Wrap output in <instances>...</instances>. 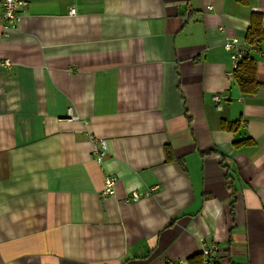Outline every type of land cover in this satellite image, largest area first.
<instances>
[{"label": "crops", "instance_id": "1", "mask_svg": "<svg viewBox=\"0 0 264 264\" xmlns=\"http://www.w3.org/2000/svg\"><path fill=\"white\" fill-rule=\"evenodd\" d=\"M25 1L0 19V264H189L210 243L264 264V41L245 42L264 0Z\"/></svg>", "mask_w": 264, "mask_h": 264}, {"label": "built area", "instance_id": "2", "mask_svg": "<svg viewBox=\"0 0 264 264\" xmlns=\"http://www.w3.org/2000/svg\"><path fill=\"white\" fill-rule=\"evenodd\" d=\"M26 4L25 0H0V19L5 22L4 26L15 27L18 21V16L20 10L23 9L24 5ZM69 12L71 14L75 13L74 8H70ZM238 40L233 38L231 40H227L224 42L223 46L229 50L231 53V60H232V68L236 66L237 60L243 55V50L238 48ZM7 64V62H5ZM229 75H232V70L228 72ZM215 101V107H219V103L221 97L219 95L213 96ZM106 150V143L103 139L96 140L93 148H92V155L93 159L96 162H100L103 152ZM114 184H115V177L112 175H107L103 181V187L100 191V194L103 196L112 195L114 192ZM150 189H146L144 191H137L133 190L127 196V200H137L141 198L143 195L150 193ZM201 253L204 256V262L208 260H218L219 253H218V246L216 243L204 244L201 248ZM167 264H183L182 260H167Z\"/></svg>", "mask_w": 264, "mask_h": 264}, {"label": "trees", "instance_id": "3", "mask_svg": "<svg viewBox=\"0 0 264 264\" xmlns=\"http://www.w3.org/2000/svg\"><path fill=\"white\" fill-rule=\"evenodd\" d=\"M246 3V0H238ZM264 41V26H262V16L260 13L253 12L250 15V25L247 28L245 34V42L247 48L252 45H258ZM243 55L237 60L236 66L232 69V78L235 81L238 89L243 93H253L257 90L259 82L256 79V65L254 58L246 51L243 50ZM238 121H232L227 123L223 121V125H227L236 129L238 127ZM250 140H240L236 144L249 143ZM168 158L171 157L170 149H166ZM189 264H204V256L201 252L193 254L187 259ZM213 264H217V260H213Z\"/></svg>", "mask_w": 264, "mask_h": 264}]
</instances>
